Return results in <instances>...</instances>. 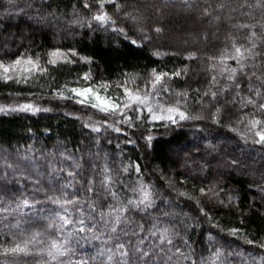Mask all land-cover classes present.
Returning a JSON list of instances; mask_svg holds the SVG:
<instances>
[{
  "label": "snow or ice",
  "instance_id": "obj_1",
  "mask_svg": "<svg viewBox=\"0 0 264 264\" xmlns=\"http://www.w3.org/2000/svg\"><path fill=\"white\" fill-rule=\"evenodd\" d=\"M3 3L0 86L18 90L0 115L50 113L59 102L82 115L65 112L80 122L79 141L0 146V264H264V229L246 227L264 219V0ZM181 21L197 25L175 30L182 50L156 43ZM62 32L108 33L157 63L106 78L74 45L38 50L37 33ZM165 56L182 62L168 68ZM192 61L206 66L204 83L173 87L187 85ZM198 122L231 135L194 139L181 150L183 172L145 171L160 127ZM236 174L248 177L243 192L224 183Z\"/></svg>",
  "mask_w": 264,
  "mask_h": 264
},
{
  "label": "trees",
  "instance_id": "obj_2",
  "mask_svg": "<svg viewBox=\"0 0 264 264\" xmlns=\"http://www.w3.org/2000/svg\"><path fill=\"white\" fill-rule=\"evenodd\" d=\"M68 0H65V4ZM3 0H0V12L3 10ZM64 4H61V8ZM70 10V8H69ZM12 27L9 28L10 31L16 32V21L6 22ZM187 26L191 28L197 27L193 22L189 21ZM181 21L180 23H173L170 25L171 32L168 36L162 37L156 41L157 44H163L165 46L171 45L177 49H183L185 46L181 43L180 39L174 41L171 34L175 32L177 28H187ZM35 44L39 46L38 50L46 49L50 44H56L59 42L63 46L74 45L81 51L84 55L92 56L96 64L98 65L99 72L103 74L106 78L115 80L121 71H131L133 68L138 70H143L148 67L155 66L157 63L154 57L149 55V49L146 47L144 49L134 48L133 46L127 44V42H121L111 37L108 33H99L95 36H82L80 34H70L62 32L60 35L53 39L49 34L47 36L37 33L34 37ZM204 46L201 45V48ZM216 48H208L209 54L216 52ZM182 61L177 58L164 57V63H166L168 68H172L174 65L181 63ZM190 64L189 79L187 85L183 81H178L173 87H187L196 88L204 83V77L206 72L204 71L205 65L201 62L192 61L186 62ZM95 67V65H94ZM80 67H77L75 71H81ZM65 73L69 69L65 68L63 70ZM63 79L64 77H60ZM18 90L15 85L11 87L0 86V103H11V99H6V94L10 91ZM23 91H27L24 89ZM35 91V89H33ZM195 95V93H193ZM60 106L55 108L54 111L50 113H39L37 115L30 114H14L11 116L0 115V146L7 148L9 143L13 146H26L28 144H33L36 148H40L42 145L51 150L52 147L57 143L58 140H68L71 142H76L81 139L80 133V122L75 120L72 116H66L65 112H74L76 115H82L76 109L78 106H73L71 104H65V102H59ZM190 107L193 110H198L195 106L194 101L189 102ZM47 106V105H45ZM50 129V131L45 134V129ZM197 128H202L204 131L198 132ZM29 129L32 131L30 132ZM35 133L39 139H35L32 135ZM158 138L154 141V149L147 159H141V164L146 165L147 169L154 168L157 165L168 171L171 169L172 173L183 172L184 169L180 166L178 161L184 156L182 149H187L190 147L191 142L201 136H208L211 138H219L225 135H231L226 133L223 128H216L214 126H209L203 122L198 123H186L182 128H175L173 130H166L160 127L158 130ZM129 154L135 159L137 156H142V152H133L129 148ZM151 179L155 180V176H151ZM174 178L179 181L183 177L180 175H175ZM248 177L242 176L240 174L228 177L224 183L228 184L230 188L240 189L241 192L245 191L247 188ZM186 187L192 188V181L189 180ZM199 187V185H197ZM248 199L244 201L242 206L247 205ZM261 211H264L262 209ZM223 218V223L235 224V218L229 215H225L223 212L220 213ZM246 227L251 230L254 234L262 229H264V219L259 215H254L248 221ZM0 243H4L0 240Z\"/></svg>",
  "mask_w": 264,
  "mask_h": 264
},
{
  "label": "rangeland",
  "instance_id": "obj_3",
  "mask_svg": "<svg viewBox=\"0 0 264 264\" xmlns=\"http://www.w3.org/2000/svg\"><path fill=\"white\" fill-rule=\"evenodd\" d=\"M187 25H185V27H186ZM187 28H191V26H187ZM171 36H172V38H173V40L174 41H176L177 39L179 40L180 38H179V36L176 34V31L175 32H173V34H171Z\"/></svg>",
  "mask_w": 264,
  "mask_h": 264
}]
</instances>
